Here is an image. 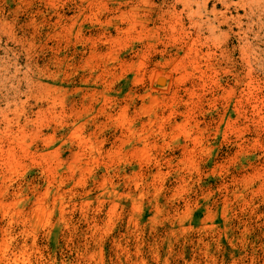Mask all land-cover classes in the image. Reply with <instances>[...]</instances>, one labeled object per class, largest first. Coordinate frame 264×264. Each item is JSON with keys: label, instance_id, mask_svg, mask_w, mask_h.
<instances>
[{"label": "rangeland", "instance_id": "rangeland-1", "mask_svg": "<svg viewBox=\"0 0 264 264\" xmlns=\"http://www.w3.org/2000/svg\"><path fill=\"white\" fill-rule=\"evenodd\" d=\"M0 264H264V0H0Z\"/></svg>", "mask_w": 264, "mask_h": 264}]
</instances>
